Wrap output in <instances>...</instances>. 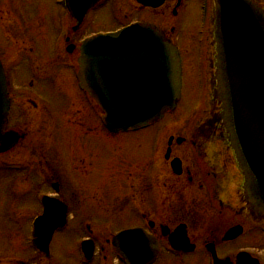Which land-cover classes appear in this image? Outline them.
<instances>
[{
    "label": "rangeland",
    "instance_id": "rangeland-1",
    "mask_svg": "<svg viewBox=\"0 0 264 264\" xmlns=\"http://www.w3.org/2000/svg\"><path fill=\"white\" fill-rule=\"evenodd\" d=\"M114 1L99 7L97 17H91L87 29L77 35L75 41L94 31L100 34L113 30L131 20H150L166 28L173 20H178L180 39L174 41L183 44L187 69L184 97L175 111L167 113L165 119L151 128L115 136L107 134L98 113L95 116L96 104L78 90L74 55L52 49L58 27V6L54 0H0V59L7 73L12 102L8 127L26 133L22 142L3 155L12 162L23 160L30 164V169L24 173H16L8 167L0 172V264H98L103 252L112 259L109 263L124 264L111 244L113 235L122 229L142 226L139 218L142 207L153 216L157 213V205L151 198L158 199V195L147 191L152 182L145 167L155 160L159 127L170 128L164 138L165 146L171 134L183 135L186 127L194 126L192 122L200 101L196 87L200 79L194 74V65H198L202 50L197 48L202 3L201 0H184L179 16L173 17L172 9L144 10L136 0H118L117 7L121 14H128L127 18L114 14ZM192 30L196 31L195 48L192 47ZM183 156L188 160L191 154ZM38 164L47 167H42L39 175L34 172ZM51 173H56L61 180L63 190L57 196L65 199L69 206V224L56 232L51 259H48L33 252L27 236L30 221L40 210L36 194L49 190L44 182ZM165 175V179L173 177L170 172ZM159 190H162L160 194L167 192L160 181ZM168 195H174L167 198L176 200L181 194ZM180 199L184 204L190 203L186 196ZM197 228L203 232L208 228L207 231L219 232L218 235L224 232L223 227L213 224ZM88 237L97 243L99 257L92 263L83 260L80 250L82 240ZM240 250L251 252L264 264V230L247 226L238 240L220 245L223 253ZM205 252L200 248L193 255L163 254L155 264H209L210 258Z\"/></svg>",
    "mask_w": 264,
    "mask_h": 264
},
{
    "label": "water",
    "instance_id": "water-1",
    "mask_svg": "<svg viewBox=\"0 0 264 264\" xmlns=\"http://www.w3.org/2000/svg\"><path fill=\"white\" fill-rule=\"evenodd\" d=\"M212 1L211 95L194 134L216 160H225L227 166L237 164L239 172L235 167L233 171L243 181L240 210L245 219L264 223V0ZM179 58L155 26L136 24L84 43L82 85L101 104L104 123L111 130L147 126L176 106L181 93ZM9 111L0 62V151L21 138L15 131H6ZM59 207L48 210L43 218L49 240L66 221L67 206ZM241 232V227L234 228L227 238ZM39 239L46 240L41 235ZM114 245L131 264H146L158 252L140 228L120 232Z\"/></svg>",
    "mask_w": 264,
    "mask_h": 264
},
{
    "label": "flooded vegetation",
    "instance_id": "flooded-vegetation-1",
    "mask_svg": "<svg viewBox=\"0 0 264 264\" xmlns=\"http://www.w3.org/2000/svg\"><path fill=\"white\" fill-rule=\"evenodd\" d=\"M111 0H54L56 5L58 6L56 14H57V33L53 39L52 49L56 51H61L62 54L74 55L72 60L76 58L78 63L79 53L81 50L82 43L87 37H90L100 31H94L90 34L83 36L77 42L75 41V37L79 36L82 31H85L87 25L90 22L91 17L96 16V12L99 7L110 3ZM138 5L142 7L144 10L157 11L160 9H172L173 17L179 16V9L183 6L184 0H165L164 3L160 6H149L140 1L136 0ZM116 3L118 0H115L113 3V8L115 9V15L122 16L120 12V7H117ZM175 4V5H172ZM72 9V11L70 10ZM123 12V9H122ZM82 13V15H81ZM75 15H79V18ZM124 17L128 18V14L125 12ZM92 17V18H93ZM178 21V20H177ZM173 20L171 24H168V27H163L153 21H145V20H131L124 25H128L133 22H147L153 23L158 26L161 30H163L170 39H176L179 41L178 35V22ZM120 26V27H122ZM119 27L113 29L116 30ZM111 29H107V31H113ZM105 31V32H107ZM196 31L192 30V47H196ZM199 39L200 34H198L197 40V48L199 47ZM176 43V42H175ZM178 44V43H177ZM181 48L183 55L185 57L186 53L183 48V44H178ZM192 48V50H193ZM32 50V49H31ZM1 51V49H0ZM2 56V55H1ZM195 71L194 74L197 77V65H194ZM37 71V68L35 67ZM16 81V80H15ZM197 87V85H196ZM77 88L80 90L77 81ZM82 95L85 96V92L80 90ZM94 114L97 116L99 113V108L95 105ZM94 110V109H93ZM142 129L138 130H130L131 132H139ZM187 130L188 127L183 131V135H170L167 139L166 145L161 147L160 151L157 150L156 155L153 157L155 160L148 162L145 167L146 171L150 172V180L151 184L149 185L148 190L153 192V195H158V199L151 198V201L157 205V213L153 216L149 210L142 207L139 218L141 217L142 226L144 227L149 234L156 237L160 246V255L163 254H171L174 256H185L188 254H196L198 249H204L210 257V252L207 249V245L214 242L216 244V248L218 250L219 256L221 258H227V264H252V260L249 257H238L239 253L244 251L240 250L235 253H223L220 251L221 244H229L236 240H238L244 232L246 231V224L241 221V218L237 215H233L231 212L228 214L229 210H225L219 215L216 211L213 210L212 204V196L216 195L218 198L219 204L224 205V199H228L230 194L232 193L230 184L231 179L230 172L227 168L221 163H218L217 166L213 165L212 159V150L208 148H204L202 145L199 146V153L201 156H195V151L193 150L195 147V143L192 141V145L190 140L187 138ZM106 131V130H105ZM129 131V132H130ZM110 135H119V133H111L108 130L106 131ZM127 132V133H129ZM193 137V134H192ZM22 142V141H21ZM20 143V142H19ZM18 143V144H19ZM165 143V142H164ZM184 149H183V148ZM164 148V149H163ZM182 150H179L181 149ZM176 153H181L182 155H177ZM184 153L191 154V157L186 160L183 156ZM162 156V157H160ZM177 160L176 165L174 166L173 161ZM179 160V161H178ZM179 162V163H178ZM207 163V165H206ZM171 173L173 175L172 179L167 177L165 179V173ZM164 175V176H163ZM227 177L230 178V182H228ZM145 180V179H144ZM178 180V181H177ZM148 181V178H147ZM163 185L167 187V192L164 194H160L162 191H158L159 187ZM238 185L239 183L235 184ZM230 187V188H229ZM237 187V188H238ZM144 189V188H143ZM62 190V188H61ZM157 190V192H155ZM177 190V191H176ZM238 190V189H237ZM171 191V192H170ZM173 191V192H172ZM176 191V192H174ZM213 191V194H212ZM168 193H177L179 195L176 200L174 198L170 199L167 197L174 196L168 195ZM242 191H239L238 199L240 201ZM152 195V196H153ZM166 196V198H161V196ZM168 195V196H167ZM186 196L190 203L184 204L181 202L180 196ZM145 196V192H144ZM145 198V197H144ZM180 199V203H179ZM65 200V199H63ZM175 200V201H174ZM145 202H148L145 199ZM148 206V203L146 204ZM179 207H182L180 209ZM204 213V214H202ZM216 214L217 216L213 217L212 214ZM228 216V217H227ZM218 225L219 227H223V234L215 231H207L200 230L197 227L206 226L210 227L211 225ZM243 224L244 231L243 234L232 240H224L223 237L231 228ZM199 225V226H197ZM135 227V226H134ZM183 227V230L177 231L178 228ZM253 230L254 229L250 226ZM200 230V231H199ZM199 231V232H196ZM184 232H187L190 241L192 243V251H178L172 248L171 246V238L174 240H181ZM218 235V236H217ZM186 248V247H185ZM255 257V255H252ZM158 261V260H157ZM155 261L154 264L157 262ZM210 262V261H209ZM261 262V261H260ZM209 264H212L211 262Z\"/></svg>",
    "mask_w": 264,
    "mask_h": 264
}]
</instances>
